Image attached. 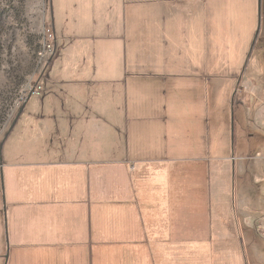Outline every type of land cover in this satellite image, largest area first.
Wrapping results in <instances>:
<instances>
[{
  "label": "crops",
  "instance_id": "0c3cea01",
  "mask_svg": "<svg viewBox=\"0 0 264 264\" xmlns=\"http://www.w3.org/2000/svg\"><path fill=\"white\" fill-rule=\"evenodd\" d=\"M222 1L48 0L57 55L0 156L3 264H264V149L242 157L264 104L233 103L244 73L227 90L232 147L224 131L176 153L167 133L218 87L182 49L210 37Z\"/></svg>",
  "mask_w": 264,
  "mask_h": 264
},
{
  "label": "rangeland",
  "instance_id": "374dc122",
  "mask_svg": "<svg viewBox=\"0 0 264 264\" xmlns=\"http://www.w3.org/2000/svg\"><path fill=\"white\" fill-rule=\"evenodd\" d=\"M257 2V0L214 2V12L210 14L214 26L209 29L210 37L204 41L198 40L182 49L187 58L191 55L200 56L203 59V73L205 69H209V77L217 75L218 79L214 81V85L218 84V87L216 91H212V86L209 84L208 88L205 83L204 95L198 97L199 104L195 113L186 112L185 106H182L183 113L181 115H170L167 133L176 153L182 152L183 154L182 149L186 148L187 141L191 137L203 139L206 135L207 138H216V135L218 137L223 135L224 131L227 133L232 147V112L230 108L232 95L227 90L230 89L233 74L244 73L235 90L236 95L233 98V103L238 100L244 102L249 96L255 103L264 104V48L258 44L248 60L258 27L259 6ZM217 5L224 10L223 13L218 10ZM262 5L263 21L260 34L264 37V0ZM50 13L48 0H0V146L16 119L18 111L25 103L23 99L30 94L32 88L42 82V76L49 66L46 61L40 63L38 54L47 44L45 30L49 27ZM202 19L203 15L202 17L197 16L196 21L202 22ZM207 43L209 45H206ZM206 56L207 61L204 60ZM255 83L257 84L256 91H249V84L254 87ZM48 87L49 85H47ZM53 92L48 98L67 97L66 93L62 92L63 95L59 93L55 96L56 91ZM168 95L170 102L175 100L174 95L170 93ZM41 99L38 96H32L23 118L28 115L31 106ZM190 102H192V97L187 104ZM19 126L20 124L12 135L17 134ZM148 128L137 137L147 140V132L150 131L153 134V126ZM255 129L260 128L256 127ZM263 149L264 138L261 139L256 135L253 147L250 146L249 150H243L245 151L244 155L249 154V156L242 157L244 160L252 159L258 156ZM4 150L5 148L3 153ZM249 162L246 160L242 163ZM6 186L7 193L10 195L11 186L8 185V182ZM2 194L0 180V232L3 229L5 236L6 229L4 225H1L3 219ZM4 246L1 237L0 256ZM2 261L0 258V264H3Z\"/></svg>",
  "mask_w": 264,
  "mask_h": 264
},
{
  "label": "water",
  "instance_id": "95a60500",
  "mask_svg": "<svg viewBox=\"0 0 264 264\" xmlns=\"http://www.w3.org/2000/svg\"><path fill=\"white\" fill-rule=\"evenodd\" d=\"M262 2H263V0H258V6H259V9H258V20H259V22H258V27H257L256 33H255V38H254V41H253L252 46H251V51H250V53L248 55V60H249L250 56L252 55L253 50H254L253 48H254V46L256 44L257 39L260 36V31H261L262 21H263L262 20V9H263ZM31 97H32V93H30V95L27 97V101L22 105V107L18 111V115L16 117V120L13 122V124L10 127L9 132L6 134L5 138L3 139L2 144L0 146V156H1V153H2V150H3V146L5 144L4 141L6 140V138L10 134V132L14 129L13 127L17 123V120L19 119V117L23 114L22 112L25 109L27 103L31 100ZM0 180H1V186H2V192H3V196H2V200H3V203H4L3 212H4V215H5V224L7 225V215H6L7 202L5 200V186H4V172H3L2 158H1V162H0ZM5 229L8 232L7 226H5ZM7 235H8V233H7ZM5 258H6L7 261L9 260V258H8V252H7Z\"/></svg>",
  "mask_w": 264,
  "mask_h": 264
},
{
  "label": "built area",
  "instance_id": "2783aa9c",
  "mask_svg": "<svg viewBox=\"0 0 264 264\" xmlns=\"http://www.w3.org/2000/svg\"><path fill=\"white\" fill-rule=\"evenodd\" d=\"M48 26L49 27L45 30V40L47 41V44L44 46L43 51L38 54L40 63H43L44 61H46L47 65H49V62L53 58H55V56L57 55L56 54V51H57V40H56V36H55V33H54V29H53V26H51V23H49ZM43 91H44L43 84L38 83L37 86H35L34 88H32L30 90V93H32V95L40 97V96H42ZM27 97H25L23 99V101H25L27 99ZM261 228H262V237H264V221L261 224Z\"/></svg>",
  "mask_w": 264,
  "mask_h": 264
},
{
  "label": "flooded vegetation",
  "instance_id": "af4514ba",
  "mask_svg": "<svg viewBox=\"0 0 264 264\" xmlns=\"http://www.w3.org/2000/svg\"><path fill=\"white\" fill-rule=\"evenodd\" d=\"M258 44L262 46V48H264V37L262 36V34H260L259 38L257 39L256 44L253 48L254 49L253 52L255 51Z\"/></svg>",
  "mask_w": 264,
  "mask_h": 264
},
{
  "label": "trees",
  "instance_id": "16d2710c",
  "mask_svg": "<svg viewBox=\"0 0 264 264\" xmlns=\"http://www.w3.org/2000/svg\"><path fill=\"white\" fill-rule=\"evenodd\" d=\"M27 101V99L25 100V102ZM263 244H264V242H263Z\"/></svg>",
  "mask_w": 264,
  "mask_h": 264
}]
</instances>
